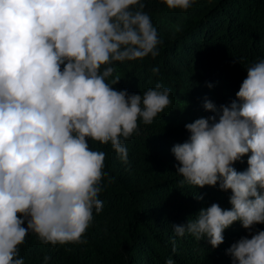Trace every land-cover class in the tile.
Returning <instances> with one entry per match:
<instances>
[{
    "label": "clouds",
    "instance_id": "obj_1",
    "mask_svg": "<svg viewBox=\"0 0 264 264\" xmlns=\"http://www.w3.org/2000/svg\"><path fill=\"white\" fill-rule=\"evenodd\" d=\"M162 2L187 10L195 0ZM144 8V0H0V264H24L19 246L30 231L43 244L82 243L93 210L102 211L106 175L105 153L89 140L110 142L127 164L124 141L138 121L151 124L170 104L171 89L159 83L143 95L112 87L121 79L114 62L159 54ZM235 95L218 119L186 123L188 139L171 149L181 185L231 190L230 209L212 203L172 226L213 248L236 221L249 232L264 224V59L247 68ZM203 107L216 111L210 101ZM245 155L247 169L237 171ZM226 251L236 264H264V230Z\"/></svg>",
    "mask_w": 264,
    "mask_h": 264
},
{
    "label": "trees",
    "instance_id": "obj_2",
    "mask_svg": "<svg viewBox=\"0 0 264 264\" xmlns=\"http://www.w3.org/2000/svg\"><path fill=\"white\" fill-rule=\"evenodd\" d=\"M144 2L143 11L158 32L159 54L114 62L113 76L121 79L112 87L143 95L159 83L171 89V102L151 124L138 121V133L124 141L127 164L110 142L89 140L92 150L105 153L106 175L98 196L102 211L93 210L82 243L43 244L30 231L19 246L24 264H165L168 259L174 264H236L226 250L241 237L264 230V224H256L249 232L236 221L216 248L206 237H177L172 226L195 219L201 208L217 203L230 209L231 190L181 185L171 151L188 139L186 123L218 119L220 105L237 99L247 68L264 59V0H195L187 10L169 9L162 0ZM205 101L216 111L205 110ZM247 166V155L233 164L237 171Z\"/></svg>",
    "mask_w": 264,
    "mask_h": 264
}]
</instances>
